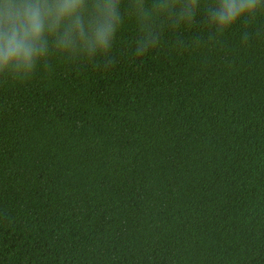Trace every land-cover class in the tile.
Returning <instances> with one entry per match:
<instances>
[{
  "label": "trees",
  "instance_id": "1",
  "mask_svg": "<svg viewBox=\"0 0 264 264\" xmlns=\"http://www.w3.org/2000/svg\"><path fill=\"white\" fill-rule=\"evenodd\" d=\"M185 2L0 71V264H264V0Z\"/></svg>",
  "mask_w": 264,
  "mask_h": 264
},
{
  "label": "clouds",
  "instance_id": "2",
  "mask_svg": "<svg viewBox=\"0 0 264 264\" xmlns=\"http://www.w3.org/2000/svg\"><path fill=\"white\" fill-rule=\"evenodd\" d=\"M119 0H94L87 30L83 13L87 0H0V71H30L48 51V40L59 51L77 44L106 50L117 28ZM261 0H216L210 12L218 31L254 14ZM199 0H186L181 16L191 18ZM61 29H63L61 31Z\"/></svg>",
  "mask_w": 264,
  "mask_h": 264
}]
</instances>
